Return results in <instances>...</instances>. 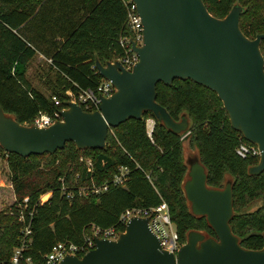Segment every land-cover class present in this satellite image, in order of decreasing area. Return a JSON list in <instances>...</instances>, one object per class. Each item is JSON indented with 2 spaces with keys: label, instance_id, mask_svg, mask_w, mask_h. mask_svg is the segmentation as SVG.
<instances>
[{
  "label": "trees",
  "instance_id": "trees-1",
  "mask_svg": "<svg viewBox=\"0 0 264 264\" xmlns=\"http://www.w3.org/2000/svg\"><path fill=\"white\" fill-rule=\"evenodd\" d=\"M203 1L218 17L233 5H241L239 25L245 35L264 32L256 18L264 8L261 1ZM126 17L124 0H0V106L20 123L30 122L39 110L56 108L52 94L64 98L68 88L78 91L94 86L101 78L93 67L95 60L106 63L122 52L118 38L126 32ZM260 49L264 56V37ZM37 53L50 58L49 65L57 73L49 94L33 86L24 70ZM156 100L174 119L190 118L186 135L166 127L146 110L141 117L111 126L104 147L80 148L68 140L54 152L24 156L0 145L15 193L9 207L16 211L24 196H28L26 214L35 205L22 264H44V255L55 242H81L94 226L123 229L119 215L126 207L156 205L162 199L168 203L182 242L191 229L215 236L206 216L191 211L183 190L188 168L182 153L185 137L198 147L208 185L223 187L224 173L230 172L233 215L229 224L239 243L246 248L264 245V169L250 172L259 158L235 152L245 138L231 125L216 91L191 78L175 77L171 83L157 82ZM149 116L155 118L151 136L145 125ZM120 165L129 169L124 184L111 183L87 195L78 193L79 186L110 180ZM48 190L49 197L38 204L39 196ZM67 191L73 196L67 197ZM257 199L260 203L251 209ZM9 207L0 209V260L6 261L22 244L23 223L14 212L9 213Z\"/></svg>",
  "mask_w": 264,
  "mask_h": 264
},
{
  "label": "water",
  "instance_id": "water-1",
  "mask_svg": "<svg viewBox=\"0 0 264 264\" xmlns=\"http://www.w3.org/2000/svg\"><path fill=\"white\" fill-rule=\"evenodd\" d=\"M143 24V43L133 44L138 60L131 70L118 61L95 60L98 73L110 79L115 91L103 97L98 109L84 110L70 102L62 119L47 127L20 123L0 106V145L20 155L54 152L72 140L77 147H104L111 126L151 110L166 127L188 133V120L174 119L156 100L158 81L191 78L216 91L231 125L258 145L264 169V32L245 35L239 25L241 5L222 17L213 15L203 0H133ZM205 166L193 161L183 190L194 214L205 215L215 236L191 229L173 252L161 248L148 219L131 217L115 239L94 236L95 246L82 256L67 254L57 264H264V245L246 248L230 227L232 186L207 184Z\"/></svg>",
  "mask_w": 264,
  "mask_h": 264
},
{
  "label": "built area",
  "instance_id": "built-area-1",
  "mask_svg": "<svg viewBox=\"0 0 264 264\" xmlns=\"http://www.w3.org/2000/svg\"><path fill=\"white\" fill-rule=\"evenodd\" d=\"M127 9L126 17V32L121 34L118 38V43L122 47V52L110 59L111 62L118 61L125 69L131 70L138 60V54L133 49V44L141 45L143 43V24L141 16L137 10L136 3L133 0H124ZM48 61H51L48 58ZM93 67H96L95 65ZM97 71V68H96ZM98 72V71H97ZM116 87L112 81L106 77L101 76L94 86L81 87L78 91L68 88L64 91V98L58 97L56 94L51 95L56 108L51 112L39 110L30 122H25L28 125H35L38 127H47L57 120L62 119L61 112L69 107L70 102L79 104L84 110L93 111L98 109L103 97L110 96ZM146 132L151 136L155 118L149 116L145 120ZM235 152L240 157H257L259 158L260 149L257 144L248 141L247 139H240L235 147ZM82 158V157H81ZM88 163L90 159H87ZM129 169L125 165H120L110 180H106L101 184H92L91 187H78V193L87 195L91 192H99L108 188L109 184H124L128 177ZM65 189V185L62 187ZM51 194V190L42 193L37 203L42 204ZM67 197H72L73 193L67 191ZM36 203V204H37ZM18 208L14 212L19 221L23 223L22 226V244L14 248V252L8 261L0 260V264H22V251L25 248L26 241L31 233V217L34 206H31L26 214L24 211L28 207V196H24L22 201L17 204ZM133 216L146 217L148 225L152 232L157 236L161 248L173 252L175 255L182 245L176 224L171 219L168 203L161 200L156 205L140 206L131 205L126 207L119 215V223L124 225ZM119 225H111L107 227L94 226L92 233H85L81 242H73L71 240H60L55 242L50 250L44 255V264H57L65 255L72 254L82 256L85 252L95 246L94 236L115 239L119 233L124 230L118 227ZM29 260L30 257H26Z\"/></svg>",
  "mask_w": 264,
  "mask_h": 264
},
{
  "label": "rangeland",
  "instance_id": "rangeland-1",
  "mask_svg": "<svg viewBox=\"0 0 264 264\" xmlns=\"http://www.w3.org/2000/svg\"><path fill=\"white\" fill-rule=\"evenodd\" d=\"M259 1H261L262 5L264 4V0ZM261 13L262 14L256 18L259 19L261 28L264 29V8ZM258 19L255 20L258 21ZM24 70L33 86L37 87L46 94H49L52 91L55 85L54 82L56 81L57 73L54 68L50 67L49 61L42 53H37L33 58H31L24 65ZM186 119L189 124L190 118L187 117ZM183 135H186V133ZM182 153L183 160L187 164L188 168L193 161L199 160L198 147L196 143L191 141L188 137L183 139ZM4 156V154H0V209L9 207V205L15 200V193L9 179V170ZM231 177L230 172L225 171L223 184L225 185L227 181H230ZM259 203V199L254 200L250 208L253 209ZM10 211L11 208L9 209V213H11Z\"/></svg>",
  "mask_w": 264,
  "mask_h": 264
},
{
  "label": "crops",
  "instance_id": "crops-1",
  "mask_svg": "<svg viewBox=\"0 0 264 264\" xmlns=\"http://www.w3.org/2000/svg\"><path fill=\"white\" fill-rule=\"evenodd\" d=\"M47 60H48V58H47Z\"/></svg>",
  "mask_w": 264,
  "mask_h": 264
}]
</instances>
